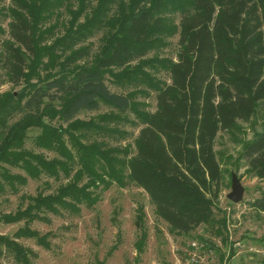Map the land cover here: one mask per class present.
Listing matches in <instances>:
<instances>
[{
	"label": "trees",
	"instance_id": "16d2710c",
	"mask_svg": "<svg viewBox=\"0 0 264 264\" xmlns=\"http://www.w3.org/2000/svg\"><path fill=\"white\" fill-rule=\"evenodd\" d=\"M14 1L0 68L20 88L0 92V190L4 183L15 190L26 176L66 182L1 214L2 223L23 226L12 236L0 233V247L27 264L34 253L19 238L48 247L30 227L40 214L77 211L94 201L92 190L111 183L142 188L155 214L178 232L215 221L216 136L248 120L264 100V0H95L82 22L48 44L39 27L61 0ZM78 4L84 12V0ZM96 33L100 47L91 55L81 43ZM175 34L176 60L160 57ZM160 70L169 83L154 78ZM147 90L156 93L153 112L136 99ZM101 105L108 110L96 117H76ZM130 113L141 125L133 148L109 145L105 138L124 136L119 126ZM32 129L33 149L25 146ZM242 156L264 179V129L244 144ZM252 206L264 211V192Z\"/></svg>",
	"mask_w": 264,
	"mask_h": 264
},
{
	"label": "rangeland",
	"instance_id": "374dc122",
	"mask_svg": "<svg viewBox=\"0 0 264 264\" xmlns=\"http://www.w3.org/2000/svg\"><path fill=\"white\" fill-rule=\"evenodd\" d=\"M84 2V12L79 10L78 0H61L46 12L44 23L39 27L46 33L43 43L53 42L63 36L71 24L82 22L90 14L95 0ZM14 3V0H0V56L3 41L11 40L9 22L11 10L16 7ZM171 17L176 24L179 23L178 15ZM100 36L101 33H96L81 45L87 44L92 55L100 47ZM178 37V34L168 37L166 46L157 54L176 60ZM153 76L170 82L166 71L160 70ZM19 88L20 85L8 81L0 68V92ZM111 89L121 91L114 86ZM136 99L141 102V109L149 112L156 109L154 91L147 90L146 95H138ZM107 110L101 105L98 110L81 111L76 117L87 120ZM127 117L130 122L119 126L124 136L105 138L109 145L133 148V140L141 125L133 114ZM263 129L264 100L258 103L248 120H238L234 128L218 132L214 151L221 179L212 223L201 224L187 233L178 232L155 214L154 205L142 188L132 183L122 187L111 183L92 190L94 201L89 205L80 204L77 211L40 214L41 218L34 220L30 227L46 236L48 247L37 244L34 239L19 238L18 241L34 253L27 264H264V211L252 206V202L264 192V179L253 174L242 156L244 144ZM37 133L36 129L28 132L27 148H34L31 139ZM45 154L55 156L52 152L45 151ZM11 172L26 176L18 168H12ZM26 178V183L16 184L15 190L4 183L0 190V215L24 208L38 192L52 193L66 182L64 178L55 180L45 175L37 179ZM234 178L242 187V198L238 202L228 198ZM21 226L23 221L13 224L0 221V233L12 236ZM0 264L21 263L0 247Z\"/></svg>",
	"mask_w": 264,
	"mask_h": 264
},
{
	"label": "water",
	"instance_id": "95a60500",
	"mask_svg": "<svg viewBox=\"0 0 264 264\" xmlns=\"http://www.w3.org/2000/svg\"><path fill=\"white\" fill-rule=\"evenodd\" d=\"M228 198L232 202H238L242 198V187L235 178L233 179L231 192L228 194Z\"/></svg>",
	"mask_w": 264,
	"mask_h": 264
}]
</instances>
